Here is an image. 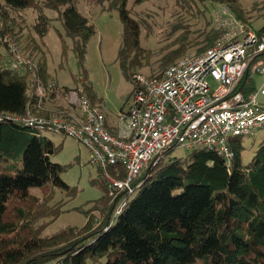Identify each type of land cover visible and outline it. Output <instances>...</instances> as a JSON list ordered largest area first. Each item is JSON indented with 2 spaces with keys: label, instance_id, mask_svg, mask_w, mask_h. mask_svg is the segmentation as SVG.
<instances>
[{
  "label": "trees",
  "instance_id": "1",
  "mask_svg": "<svg viewBox=\"0 0 264 264\" xmlns=\"http://www.w3.org/2000/svg\"><path fill=\"white\" fill-rule=\"evenodd\" d=\"M91 1L107 3L106 10L118 13L122 26L118 52L121 68L128 70L145 62L143 54H152L140 45L139 24L129 15L127 0ZM176 1L188 8L204 2L214 4L215 9L224 5L236 22L249 28L244 24L249 22V11L242 9L238 0ZM44 2L45 7L56 11L70 40V47L63 42L62 56L71 50L76 60L74 89L100 107L84 73L94 25L77 11L76 0ZM33 4L34 0H0V39L8 36L28 58L37 61L35 75L45 83L50 76L39 44L32 39L23 44L17 17L10 15L39 8ZM19 19L23 23L21 16ZM47 24V18L38 12L32 29L39 39L45 35ZM262 29L264 26L258 31ZM219 35L212 30L202 39L200 35L189 39L185 32L181 33L175 51L157 60L158 68L172 63L176 54L182 56L191 47L197 54L213 47ZM2 46L6 50L0 40V49ZM36 54L40 55L37 60ZM6 60L7 56L1 61L0 51V264H40L52 259L64 264H264V138L247 163L242 162L241 138L231 140L234 158L229 164L215 152L200 148L191 149L183 158L172 157L169 151L173 147L143 170L130 194H110L105 180V174L122 178L123 170L98 167L102 194L84 212L85 225L41 237L40 231L63 212L61 200L51 204L55 191L71 198L74 190L61 178L64 167L50 160L60 150V144L16 118L27 112L68 117L63 109L54 113L41 110L44 100L31 94L29 73L15 72ZM129 75L134 81L135 74ZM253 75L248 71L243 78L246 96L256 90ZM32 189L39 190L42 198L33 195ZM122 202L125 204L118 211Z\"/></svg>",
  "mask_w": 264,
  "mask_h": 264
},
{
  "label": "built area",
  "instance_id": "2",
  "mask_svg": "<svg viewBox=\"0 0 264 264\" xmlns=\"http://www.w3.org/2000/svg\"><path fill=\"white\" fill-rule=\"evenodd\" d=\"M212 18L222 27L239 23L224 5L216 7ZM231 28L213 47L181 58L157 77L135 74L130 103L118 115L116 135L107 128L102 109L77 89L66 91L64 99L76 107L79 119L27 112L16 121L40 132L72 137L89 149L97 167L123 170L122 178L105 174L110 194H130L143 170L173 147L204 148L229 164L234 157L230 137L248 136L264 127V107L258 103L264 95V29ZM0 40L6 45L9 67L29 73L39 99L46 91L60 92L55 83L44 86L35 76L30 58L14 40L8 36ZM248 71L262 76L263 82L246 96L242 81ZM208 78L216 83L215 89L211 90Z\"/></svg>",
  "mask_w": 264,
  "mask_h": 264
},
{
  "label": "rangeland",
  "instance_id": "3",
  "mask_svg": "<svg viewBox=\"0 0 264 264\" xmlns=\"http://www.w3.org/2000/svg\"><path fill=\"white\" fill-rule=\"evenodd\" d=\"M44 1L46 0H34L33 7H39L36 10L28 8L18 14L11 13L10 15L13 18H15L14 16L17 17L15 19L22 32L20 41L24 44L32 39L39 44L40 54L45 62L46 71L50 76V79L45 83H55L60 89L59 93L46 91L40 109H47L51 113L63 109L67 112L66 117L71 115L74 118L78 110L64 99L66 92L64 87H68L69 90L74 89L72 76L78 72V66L71 50H67L65 55L62 56L63 42L70 47V40L65 35L61 20L57 17L58 14L56 11L45 7ZM238 5L245 11H249V22H244V24L250 29L258 31L264 26V0H238ZM75 6L77 11L86 17L95 28V34L87 44L84 73L90 86H92L94 96L98 100L103 113L112 125H116L121 109L123 108L125 111L131 100L130 94L135 82L129 77V73L141 74L144 77L156 76L181 58L197 54L195 53V47H191L182 56H177L176 54V58H174L172 63L161 69L158 68L157 60L166 53L175 51L179 45L176 41L181 33L185 32L189 39L198 35H200L199 39H202L208 32L215 30L220 33L215 38L217 42L232 31L231 27L243 26L241 22L234 23L231 27L217 26L212 18L215 5L210 2L192 4L188 8L177 5L176 0H141V2L127 0L126 8L128 13L139 24L140 45L152 55L148 56L144 53L142 58L146 63L143 62L134 67H128V70H123L118 58L122 35V26L118 13L114 10H106L107 3L98 5L92 3L91 0H76ZM38 12L43 14L48 20L47 31L42 39H39L32 29ZM232 15L234 16V14ZM19 16L23 18V23L18 21L20 20ZM234 18L236 19L235 16ZM22 47L23 45H21ZM0 51L1 61L4 62L7 56L4 46L1 47ZM22 52L24 55L27 54L25 51ZM39 57L40 55L36 54L34 59L37 60ZM33 62L36 64L37 61L33 60ZM152 70H154L153 73ZM253 78L255 88L258 90L263 78L258 74H254ZM208 81L211 90L215 89L216 83L210 78H208ZM45 83H43L44 86ZM30 91L37 99L39 98L35 95L34 87H30ZM258 103L264 107V95L258 97ZM40 133L56 145L60 144V150L51 156L50 160L64 167L61 178L74 190V196L71 198H67L64 192L55 191L51 204L61 200L63 212L40 231L41 237H50L68 227L81 228L85 225L86 217L84 212L90 208L91 202L98 200L102 194L98 184L102 181V178L100 179L98 167L91 162L90 151L84 144L61 133L45 131ZM240 138L244 148L242 162L247 163L260 141L263 140L264 129L260 128L251 135ZM191 149L193 148L188 149L177 146L172 151H169V155L183 158ZM31 193L39 199L42 198V193L37 189H32ZM54 262L55 260L52 259L40 264H53ZM197 264L200 263L197 262Z\"/></svg>",
  "mask_w": 264,
  "mask_h": 264
},
{
  "label": "crops",
  "instance_id": "4",
  "mask_svg": "<svg viewBox=\"0 0 264 264\" xmlns=\"http://www.w3.org/2000/svg\"><path fill=\"white\" fill-rule=\"evenodd\" d=\"M53 112H56V111H53ZM76 114H77V115L74 116L73 120L78 119V118L80 117L79 112H76ZM104 115H105V114H104ZM66 116H67V115H66ZM76 116H77V117H76ZM68 117H69V119H70V118H71V115L68 116ZM105 119H106V124H107V128L109 129V131L116 135L117 132H118L117 122H116V125H112V124L108 121L106 115H105Z\"/></svg>",
  "mask_w": 264,
  "mask_h": 264
},
{
  "label": "bare ground",
  "instance_id": "5",
  "mask_svg": "<svg viewBox=\"0 0 264 264\" xmlns=\"http://www.w3.org/2000/svg\"><path fill=\"white\" fill-rule=\"evenodd\" d=\"M7 59H8V55H7ZM31 60V63H32V71L33 72H35V69H36V64L33 62V60L32 59H30ZM6 62H7V60H6ZM36 76V75H35ZM29 86L30 87H34L35 86V83H33V82H29ZM39 99V98H38ZM68 103V102H67ZM69 104V103H68ZM47 117V116H46ZM80 118V117H79ZM78 118V119H79ZM66 119V118H65ZM230 139L232 140V139H236L235 137H230ZM120 210V207H119V209H118V211Z\"/></svg>",
  "mask_w": 264,
  "mask_h": 264
}]
</instances>
